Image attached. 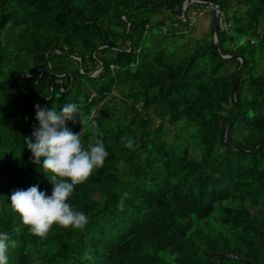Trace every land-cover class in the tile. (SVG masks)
<instances>
[{
  "label": "trees",
  "instance_id": "obj_1",
  "mask_svg": "<svg viewBox=\"0 0 264 264\" xmlns=\"http://www.w3.org/2000/svg\"><path fill=\"white\" fill-rule=\"evenodd\" d=\"M211 1L219 52L201 2L183 13L185 0H0L8 264H264V0ZM37 103L76 104L84 124L77 113L67 127L108 152L67 201L84 229L38 237L11 206L14 190L53 191L25 143Z\"/></svg>",
  "mask_w": 264,
  "mask_h": 264
},
{
  "label": "clouds",
  "instance_id": "obj_2",
  "mask_svg": "<svg viewBox=\"0 0 264 264\" xmlns=\"http://www.w3.org/2000/svg\"><path fill=\"white\" fill-rule=\"evenodd\" d=\"M34 107L35 119L39 125L33 126L32 138L25 137V143L32 153L31 162L38 165L40 170L42 168L44 173L53 174V191L49 196L46 191H40L38 185L27 190H14L11 194V206L38 237H46L54 224L84 229L88 217L83 212L74 210L67 201L76 185L87 181L95 169L104 166L108 156L105 144L102 140H97L95 144L89 143L85 150L81 142L82 132L74 133L67 127V122L73 121L77 113L80 114L76 104L65 103L59 111L44 108L39 103ZM80 119L84 124L82 114ZM96 127L93 124V128ZM125 147L133 149V141L126 140ZM126 197L127 193H124L120 207H123V198ZM7 240L8 234L0 233V264H8Z\"/></svg>",
  "mask_w": 264,
  "mask_h": 264
},
{
  "label": "water",
  "instance_id": "obj_3",
  "mask_svg": "<svg viewBox=\"0 0 264 264\" xmlns=\"http://www.w3.org/2000/svg\"><path fill=\"white\" fill-rule=\"evenodd\" d=\"M194 2H201V3H204V4H209L212 7V10H213V13H214V20H213L214 30H215L214 41H215V44H216V48H217V50L219 52V37H218L219 36V18L218 17H219V13H220V8H219V6L215 2H213L211 0H185V2L183 3V13L186 12L189 3H194ZM182 18H184V17L182 16ZM55 52L57 53V51H55ZM223 58L229 59L231 57H229V56H223ZM233 58H239L241 60V63L243 64V59L241 57L235 56ZM48 59H49V53H48ZM101 69H102V67L98 71L89 74V76H93V77L94 76H97L99 74V72L101 71ZM241 73H242V67L239 68V71H238V74H237V77H236L234 91H233L234 96L236 94L238 85L240 83ZM234 104L237 107L236 100H234ZM228 128H229V126H226L225 129H224V137H225V139L227 138V130H228ZM259 147H261V145H256L248 153L255 152V150L257 148H259ZM211 263L212 262H210V264Z\"/></svg>",
  "mask_w": 264,
  "mask_h": 264
},
{
  "label": "rangeland",
  "instance_id": "obj_4",
  "mask_svg": "<svg viewBox=\"0 0 264 264\" xmlns=\"http://www.w3.org/2000/svg\"><path fill=\"white\" fill-rule=\"evenodd\" d=\"M211 10L205 9L201 12H194L192 23L195 25L194 30L192 31L196 36H201L205 31L210 28L211 24ZM198 14V15H197Z\"/></svg>",
  "mask_w": 264,
  "mask_h": 264
}]
</instances>
